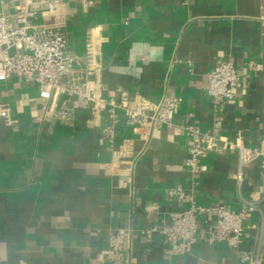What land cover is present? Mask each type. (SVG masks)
<instances>
[{"label":"crops","instance_id":"1","mask_svg":"<svg viewBox=\"0 0 264 264\" xmlns=\"http://www.w3.org/2000/svg\"><path fill=\"white\" fill-rule=\"evenodd\" d=\"M66 32L71 67H81L90 29L101 42L104 96L126 91L155 104L177 101L171 128L150 131L121 116L112 144L99 120L78 110L67 122L45 118L48 103L35 82L10 76L0 81V264H246L242 253L264 264V177L257 160L236 180L234 150L203 156L195 176L187 166L192 124L251 147L264 138V0H63L54 15ZM219 58L243 78L236 96L218 110L204 90ZM181 186L199 212L198 240L172 255L158 233L169 213L187 204L166 190ZM258 203L238 248L205 239L215 207L237 211ZM156 207H153V206ZM129 232L116 259L108 236Z\"/></svg>","mask_w":264,"mask_h":264},{"label":"built area","instance_id":"2","mask_svg":"<svg viewBox=\"0 0 264 264\" xmlns=\"http://www.w3.org/2000/svg\"><path fill=\"white\" fill-rule=\"evenodd\" d=\"M63 0H0V81L18 76L33 81L38 86L40 99L48 103L45 118L69 121L78 110L88 109L97 120L104 113L107 125L101 131L110 144L115 139V127L121 116L133 129L150 131L154 127L171 128L177 101L164 97L155 104H147L141 98L132 99L126 91L116 97L104 96L100 72L102 70L101 42L95 28L89 30L84 47L81 67H71L74 56L67 52L66 32L57 21L46 19L54 15ZM243 85V78L233 62L219 58L207 72L204 90L215 107L220 110L225 102L236 96ZM0 117L8 120L10 110L0 103ZM190 137L186 166L192 175L201 170L203 156L220 150H234L237 156L236 180L241 181L243 167L257 160L264 177V138L255 147L248 146L241 135L233 139L220 136L215 130L206 131L192 124L183 126ZM168 196H176L187 205L169 213V221L161 226L140 228L138 232L149 238L158 233L167 245L170 254L182 255L191 250L198 240V213L210 212V207L196 205L194 197L181 186L166 190ZM264 201V187H263ZM153 207H156L155 205ZM258 203L244 200L237 211L224 205L215 207L216 219L205 239L224 242L238 248L243 240L246 222ZM264 218V217H263ZM129 232L120 228L108 236L109 257L116 259L127 241ZM259 250L254 257L241 254L246 264H259Z\"/></svg>","mask_w":264,"mask_h":264}]
</instances>
